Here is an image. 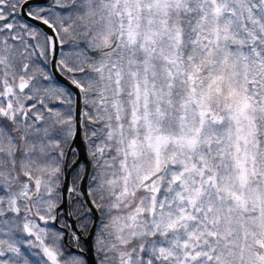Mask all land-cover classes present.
<instances>
[{
	"label": "snow or ice",
	"instance_id": "1",
	"mask_svg": "<svg viewBox=\"0 0 264 264\" xmlns=\"http://www.w3.org/2000/svg\"><path fill=\"white\" fill-rule=\"evenodd\" d=\"M61 188L98 264H264V0H0V264H86Z\"/></svg>",
	"mask_w": 264,
	"mask_h": 264
},
{
	"label": "water",
	"instance_id": "2",
	"mask_svg": "<svg viewBox=\"0 0 264 264\" xmlns=\"http://www.w3.org/2000/svg\"><path fill=\"white\" fill-rule=\"evenodd\" d=\"M28 3L29 5H35V4H41V3L49 5L53 3V0H28ZM28 11H29V7L26 6L24 8L23 13H21L20 15H22L24 18H26L33 24L42 28L45 32H49L46 26H44L38 21L30 19L26 14ZM59 56H60L59 48L57 49L55 60H53V58L50 56V64H51L52 73L54 77L60 83L68 86L74 92L75 101H76V112H75L76 119H77L76 136L74 139L71 140L69 144V147L67 150L66 163L69 164L71 167H77L76 165H72V162H71L72 153L74 150H76L77 156L73 161H77L78 164L84 163L85 165L84 172H83L84 181L80 187L86 191L88 184H89L88 177L92 175L93 166H92V161L88 157V145L84 139V132H85L84 124H81L79 122L81 119V112L84 109V105L80 99L79 91L74 86H72L64 76L60 74L57 68V62L59 60ZM71 167L66 168L65 170L66 175L69 171H71ZM65 183L68 186H70L71 179L68 178ZM61 191H62L64 198L62 202L59 204V207L56 209L57 218L53 223L56 224L57 226H60L64 230L65 243L70 247L71 250L75 251V244H76V241L74 243L70 242L72 233H75L77 236H79L80 240H82L85 243L86 248H82V246L80 245V240H79V247L83 249L81 254L85 257L86 264H98L97 255L95 253V249L93 245H94V236H95V232L98 227L100 214L94 212L93 222L91 224L89 231L88 232L82 231V229L78 225L79 219L77 218V215L74 214L73 205L69 203V199H70L69 194L67 193L65 188H61ZM71 199H75V197H71ZM86 199H87L86 195H81L80 197L81 201L86 200ZM70 212L72 213L71 215L69 214ZM61 213L65 215L69 223L68 226L60 224L59 218H60Z\"/></svg>",
	"mask_w": 264,
	"mask_h": 264
},
{
	"label": "trees",
	"instance_id": "3",
	"mask_svg": "<svg viewBox=\"0 0 264 264\" xmlns=\"http://www.w3.org/2000/svg\"><path fill=\"white\" fill-rule=\"evenodd\" d=\"M35 6H43V7H44L45 5H43V4H39V5H34V6H32V7H35ZM50 7H53V4H51ZM18 17L21 19V21L26 22L28 25H30V26H34V27H36V28L42 30L39 26H37V25H35V24H32V23L28 22L27 20H25L24 18L20 17L19 15H18ZM42 31L45 32L44 30H42ZM67 47H69V46H68V45H65L64 50H65ZM59 59H60V58H59ZM38 63H40V66L43 67L44 70H45L46 72H48V73L52 76V80H51V81H43V80H42L41 82H42L43 84H45V85H47L48 83L53 82V80H54V82H55L56 80H55V78L53 77V74H52V71H51V68H50V56L48 57V62H47L46 65H45L44 63H42L41 61H39V60H38ZM55 83H58L57 85H59V86H61V87H64L67 91L71 92V93L73 94V96H74L73 91H72L69 87L60 84L58 81H56ZM74 99H75V97H74ZM58 106H59V105H58ZM84 127H85V131H89V132L91 131L92 126L89 125L87 122L84 123ZM69 143H70V142H69ZM74 211H75V210H74ZM99 224H100V222H99Z\"/></svg>",
	"mask_w": 264,
	"mask_h": 264
},
{
	"label": "rangeland",
	"instance_id": "4",
	"mask_svg": "<svg viewBox=\"0 0 264 264\" xmlns=\"http://www.w3.org/2000/svg\"><path fill=\"white\" fill-rule=\"evenodd\" d=\"M44 7H50V5H45ZM16 22L17 23H19V24H25L26 22H24V21H21V19L17 16V18H16ZM27 24V23H26ZM30 43H32V41H30ZM68 50V47L65 49V51H67ZM57 81V80H56ZM55 81V82H56ZM54 82V80H53V82H51V84H54V85H57L58 83H55ZM57 86H59V85H57ZM58 106V105H57ZM71 141V140H70ZM69 141V142H70ZM67 148L68 147H66V149H65V151L67 152ZM76 155H77V153H76V151L74 152V154H73V156H72V159H74L75 157H76ZM81 165H83V164H81ZM83 168H84V166H83ZM76 171H80V168L79 167H76ZM93 173H94V169H93ZM75 173H73V175H74ZM73 208H74V206H73ZM56 210V209H55ZM54 210V211H55ZM74 210H75V208H74ZM75 213H76V211H75ZM60 221H61V223L62 224H67V220H66V218L64 217V215L63 214H61V217H60ZM91 222H92V217H90L89 218V225H88V228L90 227V225H91ZM42 223V222H41ZM79 226H81V222L79 221ZM49 227L50 228H52L53 230H56V231H60L61 232V230H59L56 226H54V225H52V223H51V221L49 222ZM84 258V257H83ZM85 260V259H84ZM85 262H86V260H85Z\"/></svg>",
	"mask_w": 264,
	"mask_h": 264
}]
</instances>
